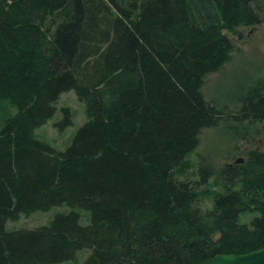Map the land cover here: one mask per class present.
I'll return each mask as SVG.
<instances>
[{
    "label": "trees",
    "instance_id": "1",
    "mask_svg": "<svg viewBox=\"0 0 264 264\" xmlns=\"http://www.w3.org/2000/svg\"><path fill=\"white\" fill-rule=\"evenodd\" d=\"M257 1L0 0V101L16 109L0 130V264H60L83 251L82 264H201L264 247V152L226 168L238 190L212 194L205 210L175 176L191 167L200 132L224 119L201 86L229 61L223 30L260 23ZM69 91L91 119L57 151L34 131ZM241 103L235 121L264 123V80ZM61 111L57 125L69 126ZM214 174L203 162L195 184ZM62 205L71 209L49 225L7 228ZM243 213L255 216L240 223Z\"/></svg>",
    "mask_w": 264,
    "mask_h": 264
},
{
    "label": "rangeland",
    "instance_id": "2",
    "mask_svg": "<svg viewBox=\"0 0 264 264\" xmlns=\"http://www.w3.org/2000/svg\"><path fill=\"white\" fill-rule=\"evenodd\" d=\"M252 6L260 23L242 26L233 32L223 30V34L233 44L229 61L216 72L207 75L201 86V94L206 103L220 111L224 119L219 125L200 132L198 146L189 157L191 167L183 174L175 175L179 182H187L197 190V205L202 210L213 206L212 194H226L231 188L238 190L236 185L232 186L225 181L224 177L231 176V172L226 168L236 170L248 161L251 152H264V123L251 120L235 121L231 117L238 115L242 99L248 95L255 82L264 80V0H258ZM54 19L60 21L61 16L58 15ZM48 20L50 21V18ZM45 26L47 28L40 30L50 33L52 25ZM56 108L54 117L42 128L36 129L34 137L57 151H63L70 145L77 129L90 121L91 111L75 91L63 93ZM63 108H67L70 114L69 126L57 125L63 119ZM15 112L16 109L9 102L0 101V130ZM203 162L210 163L215 174L207 179L205 185L195 184L200 178L199 168ZM70 209L62 205L46 212L22 215L17 221L8 222L7 228L16 230L46 226L56 214L68 212ZM75 210L82 216V221L87 223L88 214L81 210L80 206H76ZM254 216L251 213H243L239 222L249 223ZM89 254V251L80 252L74 260L60 264H82Z\"/></svg>",
    "mask_w": 264,
    "mask_h": 264
},
{
    "label": "water",
    "instance_id": "3",
    "mask_svg": "<svg viewBox=\"0 0 264 264\" xmlns=\"http://www.w3.org/2000/svg\"><path fill=\"white\" fill-rule=\"evenodd\" d=\"M201 264H264V247L242 255L218 254Z\"/></svg>",
    "mask_w": 264,
    "mask_h": 264
},
{
    "label": "bare ground",
    "instance_id": "4",
    "mask_svg": "<svg viewBox=\"0 0 264 264\" xmlns=\"http://www.w3.org/2000/svg\"><path fill=\"white\" fill-rule=\"evenodd\" d=\"M12 106V105H11ZM42 128V127H41ZM78 130V129H77ZM8 222H10V221H8ZM28 229V228H27Z\"/></svg>",
    "mask_w": 264,
    "mask_h": 264
}]
</instances>
